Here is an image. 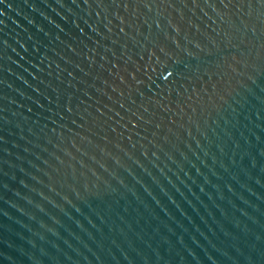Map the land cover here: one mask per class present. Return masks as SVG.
<instances>
[{
    "label": "water",
    "instance_id": "1",
    "mask_svg": "<svg viewBox=\"0 0 264 264\" xmlns=\"http://www.w3.org/2000/svg\"><path fill=\"white\" fill-rule=\"evenodd\" d=\"M0 264H264V0H0Z\"/></svg>",
    "mask_w": 264,
    "mask_h": 264
}]
</instances>
